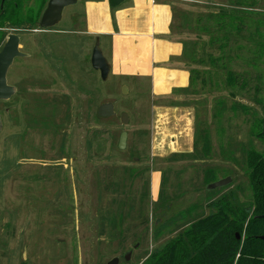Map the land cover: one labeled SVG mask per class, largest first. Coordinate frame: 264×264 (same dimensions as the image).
I'll return each mask as SVG.
<instances>
[{"label":"rangeland","instance_id":"obj_1","mask_svg":"<svg viewBox=\"0 0 264 264\" xmlns=\"http://www.w3.org/2000/svg\"><path fill=\"white\" fill-rule=\"evenodd\" d=\"M89 1L99 2L77 0L41 30L49 0H19L22 19L0 29V48L19 35L23 55L0 99V264H148L222 207L246 227L264 192L253 176L264 158V0L175 1L171 38L192 84L165 100L147 61L134 68L142 47L118 37V9L105 32L88 24ZM97 40L112 65L105 81L91 66ZM173 103L195 110L193 151L156 156L152 110ZM107 104L114 116L99 118Z\"/></svg>","mask_w":264,"mask_h":264},{"label":"crops","instance_id":"obj_2","mask_svg":"<svg viewBox=\"0 0 264 264\" xmlns=\"http://www.w3.org/2000/svg\"><path fill=\"white\" fill-rule=\"evenodd\" d=\"M175 1L178 0H126L118 10L111 9L108 0L86 4L88 24H105V32L112 30L115 10V24L120 29L118 37L121 41L135 42L136 46L142 47L138 51L141 50L144 59L134 68L138 70L139 65L147 61L143 65L145 75L150 80L152 95L158 100L175 98L176 94L187 92L192 84L188 70L178 64V60L184 58V48L171 38ZM194 111L177 103L153 108L154 155L191 154L194 147Z\"/></svg>","mask_w":264,"mask_h":264},{"label":"trees","instance_id":"obj_3","mask_svg":"<svg viewBox=\"0 0 264 264\" xmlns=\"http://www.w3.org/2000/svg\"><path fill=\"white\" fill-rule=\"evenodd\" d=\"M20 12L19 0H0V29L8 22L18 24ZM262 125L264 137V121ZM254 175L260 177L257 189H264V158ZM246 220L243 213L222 207L171 240L148 264H264V242L259 238L264 237V192L256 195L252 219L245 227Z\"/></svg>","mask_w":264,"mask_h":264},{"label":"water","instance_id":"obj_4","mask_svg":"<svg viewBox=\"0 0 264 264\" xmlns=\"http://www.w3.org/2000/svg\"><path fill=\"white\" fill-rule=\"evenodd\" d=\"M126 0H108V5L111 9H117L125 3ZM77 0H49L45 11L42 14L39 27L41 30H48L56 26L62 19L65 8L76 5ZM20 36L11 35L4 42L0 48V99L8 100L12 97V88L7 85V74L9 68L12 66L13 61L16 58L23 55L19 52ZM91 66L95 71L100 73L101 79L105 81L111 71L110 65L104 57L102 50L100 49L99 40H97L91 56ZM126 91V89H124ZM97 115L99 118H109L114 116V107L110 104L103 105L98 109ZM128 120L127 115H122V122L126 123ZM2 124L0 122V130ZM128 134L123 132L119 141V149L124 150L126 148ZM231 182V179H226L217 182L212 185L210 189H218L227 186ZM240 236L238 235V239ZM264 240V238H261ZM137 246L135 247V249ZM130 254L125 257V260H129ZM119 260L115 259L109 264H118Z\"/></svg>","mask_w":264,"mask_h":264},{"label":"flooded vegetation","instance_id":"obj_5","mask_svg":"<svg viewBox=\"0 0 264 264\" xmlns=\"http://www.w3.org/2000/svg\"><path fill=\"white\" fill-rule=\"evenodd\" d=\"M259 238H260V240H261V241H263V242H264V240H262V239H261V238H264V237H259Z\"/></svg>","mask_w":264,"mask_h":264}]
</instances>
